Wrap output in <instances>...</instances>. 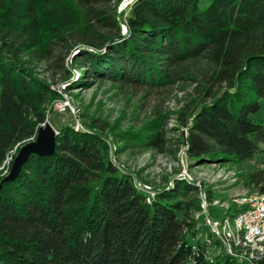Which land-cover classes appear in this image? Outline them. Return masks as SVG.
<instances>
[{"label":"trees","instance_id":"trees-1","mask_svg":"<svg viewBox=\"0 0 264 264\" xmlns=\"http://www.w3.org/2000/svg\"><path fill=\"white\" fill-rule=\"evenodd\" d=\"M123 2L0 0V168L61 97L33 65L62 68L74 51V87L92 78L158 97L193 87L176 127L156 118L123 134L122 152L185 145L192 161L235 165L263 153L264 0H133L125 18ZM84 124L61 129L55 154L32 156L16 179L4 182L12 164L0 171V264H250L193 243L196 185L148 197L109 161L104 132ZM248 185L264 195V169Z\"/></svg>","mask_w":264,"mask_h":264},{"label":"rangeland","instance_id":"rangeland-1","mask_svg":"<svg viewBox=\"0 0 264 264\" xmlns=\"http://www.w3.org/2000/svg\"><path fill=\"white\" fill-rule=\"evenodd\" d=\"M132 1L124 0L118 7V13L123 14V18L127 17ZM75 54L74 51L62 68L51 63H36L32 67L36 74L51 84L61 96L60 100L48 108L46 122L40 128L49 124L59 133L63 128L74 130L79 124L83 130L80 132H85L88 129L84 123L94 125L96 129L104 132L102 136L108 147L109 161L122 174L129 175L135 187L147 196L157 190L171 187L175 182L196 185L200 190L202 203L206 200L207 208L206 212L195 215L197 235L193 243H207L211 239L206 226L207 218L217 219L232 215L236 211L237 199L256 195L249 187L248 180L252 172L264 169V147L261 155L242 165L192 161L186 154L185 145L175 146L169 155L153 151L141 154L134 151L122 152L121 136L126 133H139L147 123L156 118L164 116L170 128L176 127L181 108L189 102L190 97L196 98L193 95V87L188 84L185 86V93L177 91L160 97L128 89L122 90L108 80L92 78L88 80L87 87H74L72 83L82 78L81 70L73 59ZM59 104L66 105L67 109L59 111ZM255 120L264 121V102ZM181 133L185 135L186 130ZM23 146H17L11 151L0 171L6 174ZM208 194L212 203L207 202ZM214 243L209 245L210 258L224 253Z\"/></svg>","mask_w":264,"mask_h":264},{"label":"built area","instance_id":"built-area-1","mask_svg":"<svg viewBox=\"0 0 264 264\" xmlns=\"http://www.w3.org/2000/svg\"><path fill=\"white\" fill-rule=\"evenodd\" d=\"M57 107L59 111L67 109L64 104ZM74 130L83 131L79 124ZM235 203L236 211L232 215L207 218L206 226L211 238L207 243L215 242L230 257L256 264L264 256V195L239 198ZM206 205V200H203V212H206Z\"/></svg>","mask_w":264,"mask_h":264},{"label":"water","instance_id":"water-1","mask_svg":"<svg viewBox=\"0 0 264 264\" xmlns=\"http://www.w3.org/2000/svg\"><path fill=\"white\" fill-rule=\"evenodd\" d=\"M123 32L124 34L127 32V28L125 26L123 27ZM57 135L58 132H56L49 124H46L44 127L40 128L35 140L28 142L20 149L18 155L15 157L11 165L9 174L4 179V182L16 179L23 166L30 160L32 156H53L56 150Z\"/></svg>","mask_w":264,"mask_h":264}]
</instances>
